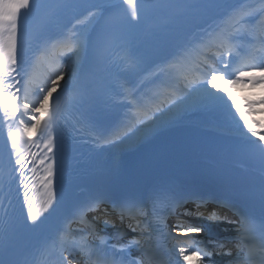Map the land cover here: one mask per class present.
<instances>
[{
  "label": "snow or ice",
  "instance_id": "1",
  "mask_svg": "<svg viewBox=\"0 0 264 264\" xmlns=\"http://www.w3.org/2000/svg\"><path fill=\"white\" fill-rule=\"evenodd\" d=\"M28 13L41 19L30 53L27 41L20 37L19 25ZM89 25L95 27L89 30ZM69 37V51L79 57L80 63L72 64L67 57L59 62L63 67L58 64L46 79L35 83V61ZM114 47L124 53L119 62L111 59ZM144 47L147 51L142 50ZM258 50H264V0H0V110L6 120L19 121L16 133L8 132L7 159L0 169V183L7 186L9 193L14 190L23 197L18 216L0 200V264H28L20 259L16 243L19 233L41 230L58 214L66 192L79 182L103 176L93 167L97 147L100 151L118 148L140 133L159 134L189 114H216L221 106L228 107L223 96L209 91L220 82H226L228 87L236 83L264 86V62H255ZM209 51L213 56L206 55ZM194 54H204L202 63L212 61L206 63L202 79L189 78L187 72L178 71L192 63ZM234 58H242L245 63L235 79L230 74ZM81 73V87L61 102V96L69 94ZM160 86L173 89L172 99L151 111L143 110L145 90ZM58 88L59 94L53 96ZM32 93L36 95L34 100L29 99ZM50 98L54 107L49 112ZM259 103H264V98ZM233 106L248 125L247 113L239 105ZM38 113H48L49 120L47 139L43 141L46 151L38 161L45 165V175L36 177V168L31 169L32 178L45 189L41 208L36 210L28 195L26 169L29 164L36 165L37 154L17 150V141L25 137L31 141L33 133L43 135ZM25 116L31 123L22 118ZM237 131L244 151L260 161V224L264 229V135L257 144L239 127ZM257 135L251 132V136ZM79 147L88 153L86 163L75 155ZM255 195L251 185L237 184L220 169L183 177L154 175L109 183L104 192L73 200L58 231H87L89 236H95L100 217L87 216L102 211L109 217L115 213L120 224L129 221L128 229L136 235L110 246L109 238L103 236L95 245L73 241L75 247L60 249L56 264H164L158 251L160 243L174 239L168 220L190 202L196 205V211L186 210L183 215L209 223H233L239 238L242 224L252 218L240 212V219L232 221L222 219L217 211L228 208L239 212L237 202L253 200ZM209 204L218 207L210 209ZM73 223L83 227L74 230ZM104 224L108 226L110 221L105 219ZM111 225L115 227V222L111 221ZM173 227L181 235H199L206 230L203 224L183 221ZM123 236L118 232L115 238ZM216 243L220 251L180 246L179 256L184 264H207L216 255H233L230 249L224 250L223 243ZM77 249L85 257L83 261L77 259ZM229 264H242L240 254Z\"/></svg>",
  "mask_w": 264,
  "mask_h": 264
},
{
  "label": "bare ground",
  "instance_id": "2",
  "mask_svg": "<svg viewBox=\"0 0 264 264\" xmlns=\"http://www.w3.org/2000/svg\"><path fill=\"white\" fill-rule=\"evenodd\" d=\"M250 2L257 3V0H250ZM90 26L91 25H89V27ZM76 62H77V60L73 61L72 63L77 64ZM65 79H67V77H65ZM63 83H64V80H61V84H63ZM232 87L238 88V87H240V85L235 84ZM242 87H245V86H242ZM218 88H219V94L220 95L224 94V92H225L224 86H219ZM238 93H240V94L237 97L238 98L237 102H238V105L240 106V109L245 111V112H250L251 109L254 110L253 106H251L250 104H246V103H248L250 97L247 98V94L244 92L239 91ZM216 114L218 116L217 117V119H218L217 124L220 127V129L224 130L227 133L231 132V133H233L239 137L240 134L237 131V128L239 127V129H241L243 131V133L245 134V136L247 138L258 141L261 143L260 135H264V129L260 128L259 124L254 125V126H250V127L248 125H245L243 120L240 119V116L237 112L236 107L231 106L230 104H228V107L221 106V108L218 110V112ZM198 123L200 125L203 124L201 120ZM248 124H249V122H248ZM253 131L258 133V135L257 136H251V132H253ZM150 135L151 134L140 133L136 137H134L132 140H130L127 144H125L121 147H118V148H111V149H114V152H120V151H123V149H131L134 147V145L137 142H139V140H141L145 136H150ZM232 258L235 259L236 257H232Z\"/></svg>",
  "mask_w": 264,
  "mask_h": 264
},
{
  "label": "rangeland",
  "instance_id": "3",
  "mask_svg": "<svg viewBox=\"0 0 264 264\" xmlns=\"http://www.w3.org/2000/svg\"><path fill=\"white\" fill-rule=\"evenodd\" d=\"M209 91H213V92H215L217 94L218 89H209ZM228 93H229L228 95L226 94L224 96V100L226 102L229 101V97H231V99H234V97H236L235 96L236 93H234V92H228ZM251 117H252V118H250L251 122L252 121L258 122V123H261V126H264V107H262L260 109H257L255 111L253 110L252 111V114H251Z\"/></svg>",
  "mask_w": 264,
  "mask_h": 264
}]
</instances>
